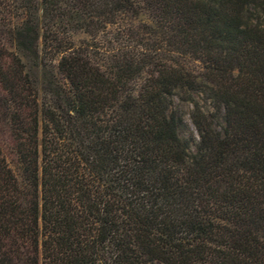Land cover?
Segmentation results:
<instances>
[{"label":"trees","instance_id":"16d2710c","mask_svg":"<svg viewBox=\"0 0 264 264\" xmlns=\"http://www.w3.org/2000/svg\"><path fill=\"white\" fill-rule=\"evenodd\" d=\"M0 264H264V0H0Z\"/></svg>","mask_w":264,"mask_h":264},{"label":"rangeland","instance_id":"374dc122","mask_svg":"<svg viewBox=\"0 0 264 264\" xmlns=\"http://www.w3.org/2000/svg\"><path fill=\"white\" fill-rule=\"evenodd\" d=\"M38 16H40L41 22H43L44 15H43V12L41 11V8H40V11L38 12ZM73 39L77 46L84 45V44H89L90 46H92L93 44H96V43H97V46H102L104 42L103 37L100 38V40L92 39L90 36L84 34L83 32H78L77 34H75ZM91 49H93V47ZM26 62L28 63V68L31 71V74L34 80L38 83L39 87L45 88L46 86H48V84L53 80L49 67L44 65L43 62H41V64L37 66H34L33 63L29 62L28 60H26ZM196 98L201 100V103H204L201 97H196ZM176 108L179 110L180 115L182 116L185 124L188 126L187 128L183 130V134L185 136H189V133L194 131V127L191 122V112H192L193 106L189 102H183L180 100H176Z\"/></svg>","mask_w":264,"mask_h":264}]
</instances>
